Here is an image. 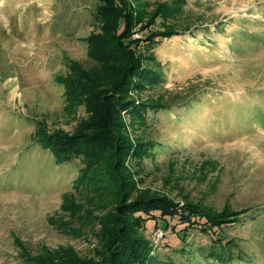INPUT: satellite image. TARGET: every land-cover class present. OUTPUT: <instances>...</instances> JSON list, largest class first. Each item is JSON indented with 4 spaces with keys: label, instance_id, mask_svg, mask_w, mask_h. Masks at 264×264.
I'll return each instance as SVG.
<instances>
[{
    "label": "rangeland",
    "instance_id": "1",
    "mask_svg": "<svg viewBox=\"0 0 264 264\" xmlns=\"http://www.w3.org/2000/svg\"><path fill=\"white\" fill-rule=\"evenodd\" d=\"M146 1V32H165L172 16L153 4L169 1ZM98 3L0 0V264H32L47 254L100 264L114 248L111 237L101 241L103 224L114 226L112 214L93 209L76 188L83 158L58 162L45 147L91 118V100L79 92L85 75L76 72L93 65L85 39L99 28ZM182 10V37L155 54L165 89L140 100L186 97L190 84L200 91L186 105L147 113L146 126L122 113L130 140L149 149L126 162L137 171L139 196L169 201L146 215L145 235L154 257H172L186 244L185 224L175 217L198 207L232 221L221 234L247 254L237 264H264V0H186ZM141 35L134 31L132 39ZM187 234L196 247L208 239ZM193 264L206 261L195 254Z\"/></svg>",
    "mask_w": 264,
    "mask_h": 264
},
{
    "label": "trees",
    "instance_id": "2",
    "mask_svg": "<svg viewBox=\"0 0 264 264\" xmlns=\"http://www.w3.org/2000/svg\"><path fill=\"white\" fill-rule=\"evenodd\" d=\"M128 1L99 0L95 9L99 28L85 39L87 59L93 65L88 69H78L76 75H85L86 82L79 92L84 91L83 95L91 100L90 120L78 127L80 131L76 134L58 139L54 148L52 142L45 147L51 148L58 162L65 163L76 156L82 157L84 164L79 168L76 188L83 190V200H87L93 209L112 214L114 226L110 227L103 224L102 217H97L103 224L101 241L106 243V239L111 237L109 243L114 246L106 256L108 260L105 258V263L100 260V264H193L195 254L200 255L206 264L244 263L247 254L239 247V240L221 234L223 227L230 226L232 221L224 219L220 213L209 214L198 207L184 217H180V214L175 217L180 224H185L184 235L180 239L186 243L181 242V247L173 252L175 260L169 254L163 258H159L158 254L153 256L155 247L145 235L146 223L152 218L146 215L163 210L158 207L157 201H169L159 196H139L143 192L136 184L137 171L131 172L126 162L130 156L135 159L146 155L148 152L145 151L149 149L142 140H130L122 113L131 121L138 120L146 126L147 113L186 105L201 88H195L197 84H190L187 87L191 93L186 97L176 92L154 94L144 101L140 100L142 94L149 90L165 89L167 78L155 54L162 50L164 41L178 42L177 38L182 37V32L176 28L181 25L182 7L186 0H168L166 4L154 2L156 8L166 9L174 21H169L171 24L167 25V30L160 33L146 32L149 17L152 16L149 11L146 12L147 7L151 6L150 2L133 0L131 8ZM121 21L123 29L119 32ZM134 31L141 32L140 40L132 39ZM124 39L128 41L125 43ZM72 80L69 79L67 84L70 85ZM65 207L70 208V203L67 202ZM118 210L123 215H119ZM189 210L192 209L189 207ZM190 230L207 236L206 243L196 247L194 242H186ZM31 263L90 264L59 258L50 260L48 254L31 258Z\"/></svg>",
    "mask_w": 264,
    "mask_h": 264
}]
</instances>
